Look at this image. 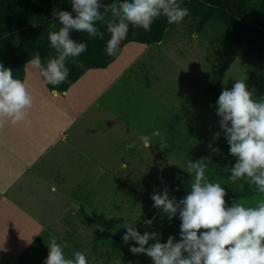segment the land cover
I'll list each match as a JSON object with an SVG mask.
<instances>
[{
    "label": "rangeland",
    "instance_id": "374dc122",
    "mask_svg": "<svg viewBox=\"0 0 264 264\" xmlns=\"http://www.w3.org/2000/svg\"><path fill=\"white\" fill-rule=\"evenodd\" d=\"M195 25L194 18L183 19L167 29L159 44L139 49L121 68L122 75L107 80L95 98L98 107L85 112L82 123L92 120L95 124L90 133L82 131V123L73 126L70 138L77 149L84 140L86 150L85 155L76 153L70 158L76 163L70 168L74 172L58 174L63 187L55 229L62 247L71 249L69 258L81 251L88 264H152L143 254H132L124 263L115 255L109 258L108 248L94 245L93 237L120 238L128 224L143 234L138 222L154 208L153 194L167 188L172 198V190L179 187L180 196H185L184 190L194 178L187 172L188 161L196 162L202 154L211 153L219 161L218 167L235 164L236 158L229 152L215 154L217 145L212 141L221 130L216 115L218 98L212 107L202 91L209 82L223 27L209 21L196 33ZM261 74V67L250 57L237 56L224 73L219 95L245 76L255 95ZM142 135L152 137L149 148L143 147ZM130 143L135 147L127 148ZM229 176L230 172L214 181L225 188L226 203L231 199L230 186L242 182L233 183ZM174 235L180 239L179 231Z\"/></svg>",
    "mask_w": 264,
    "mask_h": 264
},
{
    "label": "clouds",
    "instance_id": "9594fccd",
    "mask_svg": "<svg viewBox=\"0 0 264 264\" xmlns=\"http://www.w3.org/2000/svg\"><path fill=\"white\" fill-rule=\"evenodd\" d=\"M70 3V11L53 13L49 24L50 29H57V21L60 25L58 30L48 32L50 46L56 55L45 61L39 51L33 50L27 61L45 86L55 87L66 81L70 74L66 62L76 61L86 52V43L71 38L73 31L104 39V33L95 26L97 21L104 19L101 8L110 9L117 18L106 25L109 33L105 45L107 55L118 51L130 26L148 32L161 16L169 24H179L189 15L188 9L181 7L178 0H120L119 4L111 5L103 4L102 0H70ZM77 66L84 67L83 63ZM246 79L245 76L236 80L230 90L225 88L221 92L216 102V115L220 118L219 126L229 145V154L236 158L235 164L226 169L230 172L228 179L254 186L261 198L251 206L237 201L228 206L225 188L206 177L205 160L188 161L187 172L194 178L186 196L179 201L169 198L167 188L151 196L153 207L161 209L169 221L178 215L179 241L169 236L162 243L158 233L141 234L128 224L122 239L138 245L130 247L132 254H143L152 264H264V97L254 98ZM34 103L35 96L28 84L15 78L13 71L0 63V129L8 123L30 126V110ZM219 135L216 133L214 139ZM139 139L144 148L152 145L149 135ZM133 147L135 143L127 145L129 149ZM144 223L150 226L153 220ZM47 249L44 264H88L81 251H74L71 258L67 257L54 236L49 238Z\"/></svg>",
    "mask_w": 264,
    "mask_h": 264
},
{
    "label": "trees",
    "instance_id": "16d2710c",
    "mask_svg": "<svg viewBox=\"0 0 264 264\" xmlns=\"http://www.w3.org/2000/svg\"><path fill=\"white\" fill-rule=\"evenodd\" d=\"M119 2L120 0H102L105 5L119 4ZM178 3L181 7L188 9L189 15L184 19L194 18L196 20V33H199L203 25L209 21L217 22L223 27L222 37L216 46L210 64L209 82L202 89L209 101L211 103L216 101L224 73L240 55L250 57L261 67L262 74L259 79L261 86L254 98L264 97V0H178ZM70 9V0H0V63L5 68L11 69L15 78L23 80V68L31 59L33 50L40 52L42 60L46 61L47 58L54 57L56 53L50 46L48 32L58 30L60 25L57 21V29H50L52 14L60 10L70 11ZM100 11L104 19L97 21L95 26L104 33V39L90 38L85 32L73 31L71 38L86 43L87 50L76 58V61L66 62L70 74L62 84L55 87L50 84L45 86L40 78L49 91L65 92L87 70L106 68L118 57L122 47L128 43L146 46L160 43L167 29L173 25L161 16L152 24L151 31L148 32L130 26L127 37L121 42L118 51L113 55H107L105 45L109 39V33L106 25L117 18L113 16L110 9L101 8ZM77 63H83L84 67H78ZM219 134V138L212 141L219 150L215 152L217 155L229 152L224 133L220 130ZM213 155L205 153L200 157V160H205L204 163L207 165L205 175L212 182L226 178L229 175L226 169L232 166L229 162L218 167L219 161H214ZM191 182L192 180L184 190L185 196L190 191ZM229 189L231 199L227 202L228 206H231L234 201L247 202L251 206L258 198H261V194L256 192L254 186L243 181L241 186L233 185ZM179 190V187L173 189L170 194L177 201L183 198ZM146 220H153L152 225H146L144 223ZM138 224L143 233L146 231L158 233L162 243L166 242L169 236L179 241V238L174 235L180 227L178 215L169 221L161 209L154 207L141 217ZM122 237L123 235L120 238L107 234L95 235L93 244L108 248L109 258L115 255L121 263H124L125 259L132 255L129 251L130 247L138 245L132 240L125 243ZM149 243H154V241Z\"/></svg>",
    "mask_w": 264,
    "mask_h": 264
},
{
    "label": "crops",
    "instance_id": "0c3cea01",
    "mask_svg": "<svg viewBox=\"0 0 264 264\" xmlns=\"http://www.w3.org/2000/svg\"><path fill=\"white\" fill-rule=\"evenodd\" d=\"M144 46L124 45L106 68L87 70L65 92L53 91L55 95L27 63L24 65L23 81L35 96L31 125L8 123L0 129V264H44L49 238L54 236L62 246L55 230L63 187L58 174L73 171L70 168L76 163L70 158L76 153L85 155L86 150L84 140L77 149L70 138L72 128L82 123L89 108L98 107L95 98L107 80L122 75L124 64ZM94 125L86 120L80 127L90 133ZM63 249L68 257L71 249Z\"/></svg>",
    "mask_w": 264,
    "mask_h": 264
},
{
    "label": "water",
    "instance_id": "95a60500",
    "mask_svg": "<svg viewBox=\"0 0 264 264\" xmlns=\"http://www.w3.org/2000/svg\"><path fill=\"white\" fill-rule=\"evenodd\" d=\"M51 92H53V90H51Z\"/></svg>",
    "mask_w": 264,
    "mask_h": 264
},
{
    "label": "bare ground",
    "instance_id": "6f19581e",
    "mask_svg": "<svg viewBox=\"0 0 264 264\" xmlns=\"http://www.w3.org/2000/svg\"><path fill=\"white\" fill-rule=\"evenodd\" d=\"M56 92V91H55Z\"/></svg>",
    "mask_w": 264,
    "mask_h": 264
}]
</instances>
